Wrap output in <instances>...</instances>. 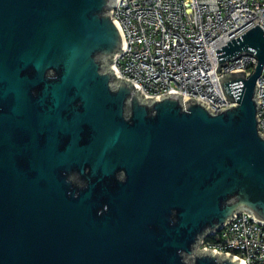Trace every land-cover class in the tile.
I'll return each instance as SVG.
<instances>
[{"label":"water","instance_id":"1","mask_svg":"<svg viewBox=\"0 0 264 264\" xmlns=\"http://www.w3.org/2000/svg\"><path fill=\"white\" fill-rule=\"evenodd\" d=\"M118 0H0V264H247L199 248L245 211L264 224L256 82L264 30L216 53L214 112L118 75Z\"/></svg>","mask_w":264,"mask_h":264},{"label":"built area","instance_id":"2","mask_svg":"<svg viewBox=\"0 0 264 264\" xmlns=\"http://www.w3.org/2000/svg\"><path fill=\"white\" fill-rule=\"evenodd\" d=\"M126 42L114 57L118 75L140 85L147 95L170 89L206 102L214 112L235 101L225 98L219 76L255 68L254 54L221 65L215 50L252 26L264 30V0H118L113 7ZM260 99L258 131L264 135V64L256 80ZM230 252L247 264H264V224L245 211L236 213L199 248Z\"/></svg>","mask_w":264,"mask_h":264}]
</instances>
